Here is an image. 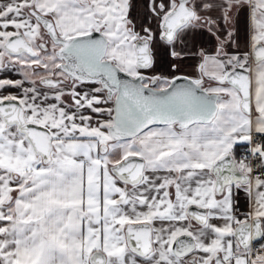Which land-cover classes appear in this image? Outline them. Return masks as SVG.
I'll return each mask as SVG.
<instances>
[{"label":"snow or ice","instance_id":"obj_1","mask_svg":"<svg viewBox=\"0 0 264 264\" xmlns=\"http://www.w3.org/2000/svg\"><path fill=\"white\" fill-rule=\"evenodd\" d=\"M0 264H264V0H0Z\"/></svg>","mask_w":264,"mask_h":264},{"label":"crops","instance_id":"obj_2","mask_svg":"<svg viewBox=\"0 0 264 264\" xmlns=\"http://www.w3.org/2000/svg\"><path fill=\"white\" fill-rule=\"evenodd\" d=\"M241 27L243 28V24L241 25Z\"/></svg>","mask_w":264,"mask_h":264}]
</instances>
